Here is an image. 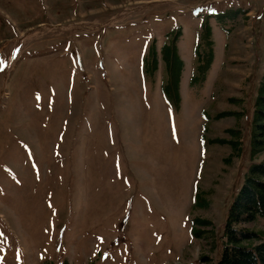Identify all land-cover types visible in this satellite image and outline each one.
<instances>
[{
    "label": "rangeland",
    "instance_id": "1",
    "mask_svg": "<svg viewBox=\"0 0 264 264\" xmlns=\"http://www.w3.org/2000/svg\"><path fill=\"white\" fill-rule=\"evenodd\" d=\"M263 80L264 0H0V264H217Z\"/></svg>",
    "mask_w": 264,
    "mask_h": 264
},
{
    "label": "trees",
    "instance_id": "2",
    "mask_svg": "<svg viewBox=\"0 0 264 264\" xmlns=\"http://www.w3.org/2000/svg\"><path fill=\"white\" fill-rule=\"evenodd\" d=\"M203 41L207 50L202 55L197 51V73L204 74L213 58V41L209 26L204 27ZM163 59L167 63V70L172 76L175 86H178L182 61L174 44L165 47ZM177 96V95H176ZM222 115H226L223 113ZM232 134L235 131L229 130ZM232 148L239 151L238 142L229 141ZM264 151V80L257 88L251 130L249 135V154L254 161L257 155ZM264 217V158L253 162L244 174L243 182L234 199L230 203L223 228V245L217 264H264V232L249 229L246 224L257 217ZM197 224H205L204 220H196ZM197 237L201 231L193 230Z\"/></svg>",
    "mask_w": 264,
    "mask_h": 264
}]
</instances>
